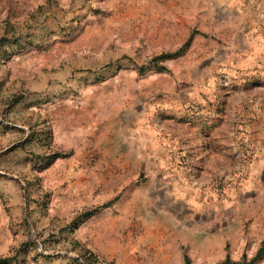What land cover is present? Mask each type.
<instances>
[{
	"label": "rangeland",
	"instance_id": "374dc122",
	"mask_svg": "<svg viewBox=\"0 0 264 264\" xmlns=\"http://www.w3.org/2000/svg\"><path fill=\"white\" fill-rule=\"evenodd\" d=\"M263 246L264 0H0V257L219 264Z\"/></svg>",
	"mask_w": 264,
	"mask_h": 264
},
{
	"label": "trees",
	"instance_id": "16d2710c",
	"mask_svg": "<svg viewBox=\"0 0 264 264\" xmlns=\"http://www.w3.org/2000/svg\"><path fill=\"white\" fill-rule=\"evenodd\" d=\"M192 42V38L190 37V39L178 50H176L175 52H171V53H165L162 54L158 57H156L153 62H156L157 60H171V59H175L180 57L181 55H183L185 53V51L190 47ZM157 68L160 71H167V67L164 65H156ZM146 70L145 67H141L140 71L144 72ZM111 203L106 204L105 206H109ZM97 209L93 210V211H89L88 213H86L85 217H89L92 214L96 213ZM262 256H264V246L261 247L258 251V253L256 254V256L251 259L250 261H247L246 258L244 257L241 261H232L231 259L227 258L225 261L219 263V264H254L255 262H257ZM14 260V258H10V257H0V264H11L12 261ZM186 264H191V261L188 257H186Z\"/></svg>",
	"mask_w": 264,
	"mask_h": 264
}]
</instances>
